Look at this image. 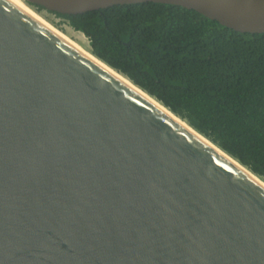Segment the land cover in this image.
Here are the masks:
<instances>
[{
    "label": "water",
    "instance_id": "obj_1",
    "mask_svg": "<svg viewBox=\"0 0 264 264\" xmlns=\"http://www.w3.org/2000/svg\"><path fill=\"white\" fill-rule=\"evenodd\" d=\"M24 1L62 15L166 2L264 32V0ZM0 264H264V184L0 0Z\"/></svg>",
    "mask_w": 264,
    "mask_h": 264
},
{
    "label": "trees",
    "instance_id": "obj_2",
    "mask_svg": "<svg viewBox=\"0 0 264 264\" xmlns=\"http://www.w3.org/2000/svg\"><path fill=\"white\" fill-rule=\"evenodd\" d=\"M66 17L94 53L264 177V32L158 1Z\"/></svg>",
    "mask_w": 264,
    "mask_h": 264
},
{
    "label": "bare ground",
    "instance_id": "obj_3",
    "mask_svg": "<svg viewBox=\"0 0 264 264\" xmlns=\"http://www.w3.org/2000/svg\"><path fill=\"white\" fill-rule=\"evenodd\" d=\"M16 1H18L20 4H22L27 9H29L32 13H34L36 16H38L40 19H42L44 22H46L49 26H51L56 31H58L60 34H62L64 37H66L68 40H70L71 42H73L75 45H77L79 48H81L84 52H86L90 57H92L94 60H96L97 62H99L105 68H107L108 70H110L112 73H114L120 79H122L124 82H126L129 85L133 86L136 90H138L139 92H141V94H143L145 97H147L152 102L156 103L164 111L168 112L171 116L176 117L182 124H184L185 126L189 127L191 130H193L194 132H196L200 137H202L204 140H206L207 142H209L210 144H212L213 146H215L216 149H218L220 152H222L228 158H230V160H232L234 163H236L237 165H239L240 167H242L245 171H247L248 173H250L253 177H255L262 184H264V179H263V177L261 175L254 173L252 170H250L249 167L241 164L236 158H234L231 155L227 154L223 149H221L220 146H218L216 143H214L208 136L204 135L203 133H201L197 129H195L193 126H191L185 118H183V117L179 116L178 114L172 112L167 106H165L164 104H162L154 96L148 94L145 90H143L139 86L135 85L123 73L119 72L118 70H116L115 68H113L112 66H110L106 62H104L101 58H99L93 52V50H92V48L90 46L89 40L86 37V35L81 30L75 29L71 25V23H70L69 19L66 17V15L58 14V13L52 12V11L49 12V10H47L45 8H41V7L35 6L37 9L38 8L41 9L40 11H37V9L34 6L26 3L24 0H16ZM54 14H57L59 16H62L64 19H66L67 22L64 24L65 26H67V28H65L66 31L60 30L59 28H57L56 26H54L53 24H51L49 22V20H48L49 17L54 18L55 17ZM61 20H63V19H61Z\"/></svg>",
    "mask_w": 264,
    "mask_h": 264
},
{
    "label": "rangeland",
    "instance_id": "obj_4",
    "mask_svg": "<svg viewBox=\"0 0 264 264\" xmlns=\"http://www.w3.org/2000/svg\"><path fill=\"white\" fill-rule=\"evenodd\" d=\"M32 6H34V5H32ZM35 7V6H34ZM36 8V7H35ZM37 9V8H36ZM41 9L40 8H38L37 9V11H40ZM50 12V11H49ZM54 18H52V17H49V22L51 23V24H53L54 26H56L57 28H59L60 30H62V31H66L65 30V28H67V26H65L64 24L67 22L66 21V19H64L62 16H59V15H57V14H54ZM61 19H63V20H61ZM71 26V25H70ZM87 37V36H86Z\"/></svg>",
    "mask_w": 264,
    "mask_h": 264
}]
</instances>
